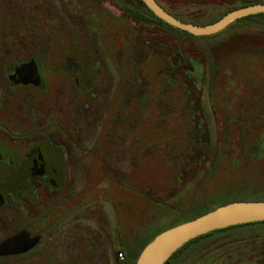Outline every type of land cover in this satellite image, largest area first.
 I'll list each match as a JSON object with an SVG mask.
<instances>
[{
	"label": "rangeland",
	"instance_id": "obj_1",
	"mask_svg": "<svg viewBox=\"0 0 264 264\" xmlns=\"http://www.w3.org/2000/svg\"><path fill=\"white\" fill-rule=\"evenodd\" d=\"M253 1L264 0H158L201 24ZM144 10L138 0H9L8 18L0 15L2 127L23 148L40 139L74 143L64 204L91 200L76 218L95 229L88 253L96 262L101 248L113 250L101 234L109 233L108 221L123 239L114 246L134 264L155 234L194 212L227 200H264V28L238 19L191 37L132 17ZM31 58L42 67L44 89L8 81L6 73ZM90 146L91 154L78 150ZM10 209L4 212L11 222L0 228L12 231L25 220ZM240 230L193 243L168 264H264V240L235 244L261 228ZM68 233L67 246L46 236L38 252L1 256L0 264H50L46 250L61 260L85 254L84 236Z\"/></svg>",
	"mask_w": 264,
	"mask_h": 264
},
{
	"label": "flooded vegetation",
	"instance_id": "obj_2",
	"mask_svg": "<svg viewBox=\"0 0 264 264\" xmlns=\"http://www.w3.org/2000/svg\"><path fill=\"white\" fill-rule=\"evenodd\" d=\"M0 13L2 17L8 18L9 0H0ZM3 27L8 31V20H5ZM4 44H7V41ZM32 60L35 59L31 58L29 61L17 62L12 72L6 73L9 83L13 86L19 84L25 86L31 85L44 89L47 82L43 72L44 86L20 82L15 74L17 67L22 63H28ZM79 66L77 76L82 78L84 66ZM5 67L6 58L0 62V77L4 79V84ZM65 68L73 69L74 67L66 66ZM86 78L84 80L85 85L81 88L84 91L87 90L86 80L89 79L88 77ZM74 80L76 83L79 81L77 78H74ZM3 101L4 88L0 89V225L3 223V225L8 226L9 224L7 223L11 222V220H8L9 215L4 212L9 207H11L10 210L14 207L18 211L20 218L25 220V222L24 224L20 222L19 226L12 231H9L8 228V231L7 229L0 228V232L3 231L5 234L0 238V246L2 245L0 247V257L23 256L32 251L36 253L38 252L37 248L46 236L49 237V243L52 245L67 246L71 240L68 233L70 229L71 232L73 231V233L75 232L84 236L85 244L88 243L85 254H81V251L77 250L74 255L61 260L57 252L46 250L43 254V259H46L47 256L50 257V264H69L70 262L77 264L78 261L83 262V264H129L132 259L125 256L122 251H118L114 246L117 241L121 243L123 239L121 236V239L116 240L112 232L113 225H110L109 221V233L104 230L101 234L107 239L109 237L110 241H108L111 245L113 244V250H106L104 252L103 248H101L98 255L100 261L97 262L96 256L88 253V249L94 243L92 235H94L95 229L88 221L83 222L81 218H76V214L82 208H85L88 203H91V200L83 203L80 200L81 198H76L70 206L64 204L67 200L65 192L69 188V180H72L74 176L72 167V158L73 154H75L72 151V148H75L73 146L74 143L69 140L58 142L40 139L35 142L27 141L26 148L16 144L14 140L16 141L17 139L6 137V130L2 127ZM93 149L95 148L92 146L78 148L83 155L87 151L90 153ZM80 181L83 183L87 180L82 177ZM81 188L83 189L80 192L81 195L85 191L87 192L86 184L81 185ZM51 202H53L52 206L55 205L54 207L50 206ZM106 219L108 220L107 217ZM17 236H21V241L16 240L17 242L8 246L2 244V242H7ZM23 248H26V250ZM119 252L122 253V258L118 256Z\"/></svg>",
	"mask_w": 264,
	"mask_h": 264
},
{
	"label": "water",
	"instance_id": "obj_3",
	"mask_svg": "<svg viewBox=\"0 0 264 264\" xmlns=\"http://www.w3.org/2000/svg\"><path fill=\"white\" fill-rule=\"evenodd\" d=\"M142 2L166 24L192 35L200 36L220 32L234 20L264 12V2L252 3L230 9L219 19L201 24L183 21L182 18L169 13L157 0H142ZM41 68L40 63L32 60L17 67L15 74L18 80L25 84L43 85L44 79ZM259 221H264V200L229 201L197 217L159 231L141 248L134 264H163L176 250L193 238L228 226ZM16 240L21 241V236L7 241L5 246L17 242ZM23 249L26 250V248Z\"/></svg>",
	"mask_w": 264,
	"mask_h": 264
},
{
	"label": "trees",
	"instance_id": "obj_4",
	"mask_svg": "<svg viewBox=\"0 0 264 264\" xmlns=\"http://www.w3.org/2000/svg\"><path fill=\"white\" fill-rule=\"evenodd\" d=\"M138 2L144 7V11L145 12H132V17H135V19H138V20H140L141 22L142 21H148V23H155V24H164V25H166V27H168V28H170V29H174V30H178V31H182L184 34H186V35H189V36H195V35H192V34H190V33H188V32H185V31H183V30H181V29H178V28H175V27H172V26H170V25H168V24H166V22H164L163 20H161L160 18H158L157 16H155L150 10H149V8H147L146 7V5L142 2V0H138ZM157 2H158V0H157ZM261 2H264V1H256V2H250V3H254V4H256V3H261ZM159 3V2H158ZM249 3V2H248ZM248 3H243V4H241V5H245V4H248ZM169 13H171L170 11H168ZM171 14H173V15H175V16H177V17H179V18H182L183 19V21H186V22H192V23H197L196 21H194V20H188V19H186V18H183V16H181V15H178V14H176V13H171ZM240 19H253L259 26L261 25L262 26V28H264V12H262V13H258V14H255V15H253V14H251V15H248V16H245V17H242V18H240ZM235 21V20H234ZM234 21H232L229 25H231ZM242 21V20H241ZM246 21V20H245ZM229 25H227L226 27H228ZM225 27V28H226ZM224 30V29H223ZM211 45H213V44H211ZM207 46V45H206ZM205 46V48H207ZM209 47V46H208ZM256 200V199H255ZM229 201H231V200H227V201H223V202H221L219 205H214V206H212V207H207L204 211H202V212H194L193 214H191L190 216H188L186 219H184V220H182L181 222H184V221H186V220H189V219H191V218H193V217H197V216H199V215H201L202 213H204V212H207V211H209V210H211V209H215L216 207H218V206H220V205H222V204H225V203H227V202H229ZM232 202V201H231ZM181 222H179V223H181ZM178 223V224H179ZM254 227H257V228H261V230L259 231V232H256V233H253V234H247V235H250V238H243V239H241V240H238V242H236L235 244H241V243H244V242H247V243H252V242H254V241H256V240H264V221H259V222H253V223H244V224H239V225H235V226H228V227H226V228H223V229H218V230H214V231H209V232H207V233H205V234H203V235H201V236H198V237H196V238H193V239H191V240H189L187 243H185L183 246H181L178 250H176L171 256H170V258L165 262V263H163V264H168V263H170L171 261H172V259L176 256V255H178L179 253H181L182 252V250L184 249V248H186L187 246H189V245H191V244H193V243H197V242H200V241H202L203 239H205V238H207V237H210L211 235L213 236V235H215V234H220V233H225V232H228L229 230L230 231H233V230H235V231H237V230H242V228H254ZM237 229V230H236ZM240 230V231H241ZM241 237L244 235V234H239ZM239 235H237V236H228V237H226V238H228V239H226V240H235L236 238H238L239 237ZM151 240V239H150ZM223 240H225V238L223 239ZM221 241V240H220ZM219 242V241H218ZM258 252H262V253H264V247L263 246H261V248H259V251ZM244 256H243V258L244 257H246L247 255L246 254H243ZM245 264H252L251 262H249V263H245Z\"/></svg>",
	"mask_w": 264,
	"mask_h": 264
},
{
	"label": "built area",
	"instance_id": "obj_5",
	"mask_svg": "<svg viewBox=\"0 0 264 264\" xmlns=\"http://www.w3.org/2000/svg\"><path fill=\"white\" fill-rule=\"evenodd\" d=\"M118 256H119L120 258H122L123 255H122L121 252H119V253H118Z\"/></svg>",
	"mask_w": 264,
	"mask_h": 264
}]
</instances>
